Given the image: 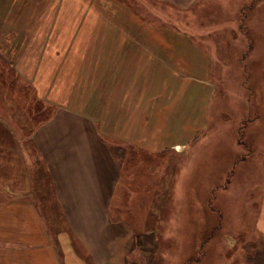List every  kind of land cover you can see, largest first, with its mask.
<instances>
[{"label": "rangeland", "instance_id": "1", "mask_svg": "<svg viewBox=\"0 0 264 264\" xmlns=\"http://www.w3.org/2000/svg\"><path fill=\"white\" fill-rule=\"evenodd\" d=\"M149 5L158 4L0 0V90L9 87L10 109L30 123L23 109L34 88L21 83L24 64L29 77L55 80L48 88L55 103H36L37 118L50 120L59 107L69 125L84 112L102 130L121 121L128 135L145 99L144 137L167 127L165 140L180 146L143 153L103 134L129 178L114 199V219L134 220L136 233H158V250L134 248L132 257L144 264H264V0H202L192 11L166 7L162 18ZM92 10L100 17L88 15ZM148 25L158 31L142 29ZM198 110L202 125L192 134ZM45 193L50 234L68 231L64 216L51 211L50 182Z\"/></svg>", "mask_w": 264, "mask_h": 264}, {"label": "crops", "instance_id": "2", "mask_svg": "<svg viewBox=\"0 0 264 264\" xmlns=\"http://www.w3.org/2000/svg\"><path fill=\"white\" fill-rule=\"evenodd\" d=\"M134 1L142 3V6H146L147 2L158 4L157 8L149 5L147 9L152 12L151 15L160 18L166 16L163 12L166 7L168 11L186 12L202 2ZM88 12L95 19L100 17L97 11L98 16L93 10ZM145 28L148 33L158 31V28L149 25L142 26L143 30ZM174 30L168 32L175 34L181 31L176 29L172 32ZM0 61L3 62L2 59ZM21 66L23 69L20 70L24 73L20 74L21 83H32L34 88L33 98L29 99L30 95L25 97L27 107L23 109L26 121L30 123L23 122L15 109H10V95L6 92L9 87L6 85L0 90V264H144L137 257H132V250L135 248L143 252L152 250V247L155 249L158 233L155 229L136 233L134 220L123 216L119 220L114 219L117 210L114 199L118 197V202L121 198L129 178H123V169L114 156V146L104 135L111 131L109 135L117 141L141 148L143 153H160L169 146L180 144L175 139V144H168L169 139L167 142L163 137L169 134L167 127L154 128L150 138L144 137L145 99L133 135H128L127 125L115 122L119 121L116 117L115 123L107 122L106 130H102L101 121L96 117V120L92 118L87 122L88 119L81 117L84 112L79 117L75 116L76 122L69 125L64 119V110L59 107L50 120H42L41 116L39 122L36 103L41 101L46 104L49 100L55 103L54 89L50 93L48 90L55 80L49 81L37 73L29 77L26 65ZM180 82L184 86V82ZM33 100L35 104L31 105L29 101ZM168 105L162 107L170 110ZM44 112H47L46 108ZM187 113L191 114L189 107ZM197 113H201L199 118L193 119L191 115L192 121L189 125L185 123L192 134L202 125L203 111L198 110ZM160 114L167 116L168 113ZM28 124L34 126L33 130ZM49 182L54 202V205L50 204L51 211L56 208L60 217L64 216L68 228V231L59 234H50L44 214V208L50 203L45 193Z\"/></svg>", "mask_w": 264, "mask_h": 264}, {"label": "trees", "instance_id": "3", "mask_svg": "<svg viewBox=\"0 0 264 264\" xmlns=\"http://www.w3.org/2000/svg\"><path fill=\"white\" fill-rule=\"evenodd\" d=\"M44 113V112H43ZM37 114H39V112L37 113V111H36V118H37ZM35 117V116H34ZM46 119V117H43L42 118V120H45ZM37 120H39V122L41 121V116H40V118H37ZM202 251H203V249H202ZM256 251V254H260L261 253V251L260 250H258V249H256L255 250Z\"/></svg>", "mask_w": 264, "mask_h": 264}]
</instances>
